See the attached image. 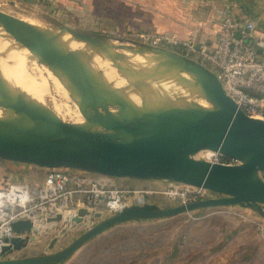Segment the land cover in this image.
Wrapping results in <instances>:
<instances>
[{"label": "water", "instance_id": "obj_1", "mask_svg": "<svg viewBox=\"0 0 264 264\" xmlns=\"http://www.w3.org/2000/svg\"><path fill=\"white\" fill-rule=\"evenodd\" d=\"M0 21L16 44L55 66L53 74L88 127L79 130L41 116L13 100L0 84V112L6 119V123H0V160L41 169L79 170L116 179L170 181L221 195L165 209L156 204L132 205L108 218L100 212L81 208L75 214L65 217L58 214L36 223L19 220L11 226L15 237L3 239L0 264L63 263L94 237L128 221L163 219L225 206L249 208L264 219V178L260 177L264 173V120L248 117L226 95L214 72L179 53L144 46V50L169 57L191 75L214 106L146 107L102 114L93 109L92 99L91 104L86 103L84 98L90 94L84 87L82 75H77L68 57L56 53L50 41L20 34L17 26L23 23L11 15L0 12ZM58 26L84 43L99 41L114 47L108 36L88 34L65 24ZM119 48L127 52L142 51L122 45ZM79 82L86 94L78 92ZM117 134L124 139L116 138ZM206 151L217 152L240 164L223 165L195 158ZM96 219L99 221L92 228L55 254L13 257L28 246L33 236L42 234L53 224L62 223L65 229H74ZM58 242L59 238L54 237L49 250Z\"/></svg>", "mask_w": 264, "mask_h": 264}, {"label": "rangeland", "instance_id": "obj_2", "mask_svg": "<svg viewBox=\"0 0 264 264\" xmlns=\"http://www.w3.org/2000/svg\"><path fill=\"white\" fill-rule=\"evenodd\" d=\"M0 12L11 15L23 24L35 22L47 27L65 24L78 31L85 32L82 27L65 23L60 14L52 12L51 9H36L28 4L0 0ZM140 34L142 33L130 34L128 29L116 31L112 39L114 47L110 46L118 54L127 52L119 48L121 44L131 49L142 50L136 52L140 54L138 56L147 53H153L154 56L162 54L158 53L157 55L153 51L144 50L146 48L144 46L147 45L141 43ZM170 51L179 53L178 50ZM141 68L142 65L136 64L132 66L131 70L135 69L137 71ZM44 71L50 74L45 64ZM94 74L92 71H85L81 75L84 87L92 97L93 109L99 113L118 114L126 110H132L130 108L132 106H144L154 102L165 103L164 99L152 98L150 95L152 90H147L146 93L137 91L131 96H125L126 98L120 100L118 93L125 87H116L114 84L113 87L108 86L107 83L100 81L97 74ZM52 79L53 77L50 75V80ZM57 84L58 80L53 86L55 87ZM140 86L142 87L141 84ZM60 88L62 89L56 94L49 87V95H46L44 103L53 112H55V107L58 108L60 113L56 115H62L65 120L64 124L80 129V124L84 120L77 107L70 102L63 87L60 86ZM135 103L142 105H133ZM186 105L199 108L212 107L210 104L203 103L196 98ZM115 137L118 139L124 138L119 134ZM205 156L209 157V151L207 153L201 152L195 158L203 160ZM33 167L31 169H38ZM49 170L26 172L23 174V181L30 185L41 184L49 175ZM3 172L0 170V186L13 182L9 179L11 175L4 176L5 173L3 174ZM260 177L264 178V173H261ZM118 183L123 188L135 191L162 192L146 195L145 200L163 209L184 204V199L180 196L165 194L171 189L170 183L172 182L170 181L118 179ZM211 196L213 198L221 197V195L213 192ZM113 214L106 211L103 217L108 218ZM258 218L261 217L255 210L240 206H225L201 209L163 219H150L139 222L135 220L121 223L88 241L69 259L60 264H264V242L258 236L254 220ZM98 221V219L93 222L86 221L83 225L74 229H65L62 223H59L45 230L43 235L45 244L50 243L54 237L59 238V242L54 249L48 250L47 254H55L65 249Z\"/></svg>", "mask_w": 264, "mask_h": 264}, {"label": "built area", "instance_id": "obj_3", "mask_svg": "<svg viewBox=\"0 0 264 264\" xmlns=\"http://www.w3.org/2000/svg\"><path fill=\"white\" fill-rule=\"evenodd\" d=\"M139 39L147 46L178 50L181 55L207 67L216 74L226 95L248 117L264 120V33L258 31L254 20L240 19L227 9L212 44L151 33H142ZM203 160L223 165L240 164L217 152ZM49 172L41 184L17 181L0 186V249L4 238L15 237L11 227L14 222L36 223L58 214L64 217L75 214L78 209L72 207L74 198L83 200L82 208L104 215L106 211L118 213L128 206L151 204L145 200L146 195L162 193L123 188L118 179L100 174L64 168ZM170 188L165 194L180 196L184 203L213 198L212 192L195 186L172 182ZM254 220L258 236L264 242V219Z\"/></svg>", "mask_w": 264, "mask_h": 264}, {"label": "bare ground", "instance_id": "obj_4", "mask_svg": "<svg viewBox=\"0 0 264 264\" xmlns=\"http://www.w3.org/2000/svg\"><path fill=\"white\" fill-rule=\"evenodd\" d=\"M17 29L20 34H27L34 39L50 41L56 53L65 55L72 61L74 70L79 77L85 71H92L99 76L100 81L107 83L108 86L114 84L116 87H125L118 93L120 100L137 91L146 93L147 90H152L150 91L152 98L164 99L165 102L132 106L130 107L132 111L146 107H188L186 104L191 103L194 98L214 106L212 99L204 93L196 80L163 54L158 55L155 52L158 56H154L153 53L138 56L140 54L136 53L137 51L118 54L114 52V48L112 49L109 43L99 41L84 43L69 33L66 28L58 25L47 27L34 22L18 25ZM44 64L50 74L44 71ZM136 64L142 65V68L132 72L131 68ZM55 69L53 64L41 61L33 52L10 39L4 23L0 21V84L17 103L36 111L41 116L64 123L65 120L62 115H56L60 113L58 108L55 107V113L44 103L46 95H49V87L56 94L62 89L60 86L63 87L59 79L53 74ZM50 75L53 77L52 80H50ZM54 77L58 80L55 87L53 85L56 84L57 80ZM63 89L69 98L66 89L64 87ZM78 89L79 93L86 94L80 82ZM84 99H86L87 104H91V96L86 94ZM133 105L142 104L135 103ZM0 123H6L1 112ZM86 129L88 127L83 121L79 130ZM211 155L212 152L209 151V157Z\"/></svg>", "mask_w": 264, "mask_h": 264}, {"label": "crops", "instance_id": "obj_5", "mask_svg": "<svg viewBox=\"0 0 264 264\" xmlns=\"http://www.w3.org/2000/svg\"><path fill=\"white\" fill-rule=\"evenodd\" d=\"M51 9L62 18L66 12L74 15L83 12L88 25L98 24L106 34L128 29L130 34L151 33L176 35L181 40L214 43L227 9L240 19H252L260 33H264V0H5ZM93 19V20H92ZM76 25L77 20L73 19ZM93 24V25H94ZM77 26V25H76ZM115 28V29H113ZM35 167V166H34ZM33 167V168H34ZM32 166L0 160L4 176L11 175L13 182L23 181L26 172H40ZM44 170V169H43ZM10 173V174H8ZM47 178V177H46ZM12 182V183H13ZM73 209H81L83 200L74 198ZM49 226L47 229L54 227ZM46 229V230H47ZM50 231V230H49ZM45 232L35 235L28 246L13 255L15 258L47 254L49 244L44 243ZM51 242V241H50Z\"/></svg>", "mask_w": 264, "mask_h": 264}, {"label": "trees", "instance_id": "obj_6", "mask_svg": "<svg viewBox=\"0 0 264 264\" xmlns=\"http://www.w3.org/2000/svg\"><path fill=\"white\" fill-rule=\"evenodd\" d=\"M62 18L65 23H72V24L74 23L73 19H76L77 20L76 25L78 27H82L85 33L92 34V35H104V36H108L109 38L113 39L112 35L106 34L104 29L99 26L98 18H93L95 20V24L93 23L94 25L92 24L91 26L88 25L86 17L83 16V12H79L78 14L75 13L74 15L70 14L69 12H66ZM136 221L139 222V221H144V220H136Z\"/></svg>", "mask_w": 264, "mask_h": 264}]
</instances>
